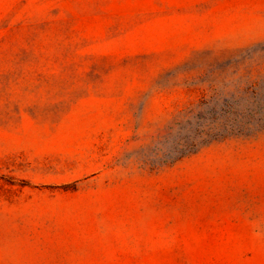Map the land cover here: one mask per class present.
<instances>
[{
	"label": "rangeland",
	"instance_id": "obj_1",
	"mask_svg": "<svg viewBox=\"0 0 264 264\" xmlns=\"http://www.w3.org/2000/svg\"><path fill=\"white\" fill-rule=\"evenodd\" d=\"M0 264H264V0H0Z\"/></svg>",
	"mask_w": 264,
	"mask_h": 264
}]
</instances>
